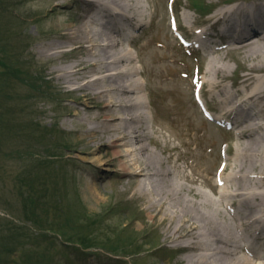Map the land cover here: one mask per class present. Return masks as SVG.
<instances>
[{
    "label": "rangeland",
    "instance_id": "1",
    "mask_svg": "<svg viewBox=\"0 0 264 264\" xmlns=\"http://www.w3.org/2000/svg\"><path fill=\"white\" fill-rule=\"evenodd\" d=\"M239 1L176 0V19L184 26L177 31L185 36L187 26L191 32L205 28L215 33L213 15ZM167 2L139 0L144 10L140 26L134 31L136 23L132 27L120 21L123 36L117 38L120 48L132 52L138 69L134 78L141 81L147 131L162 147L175 148L170 155L182 169L185 186L217 198L205 182L214 184L223 142L230 143L226 157L240 152L238 131L227 133L204 119L190 79L196 62L203 71L217 59L228 68L224 85L236 91L247 67L224 39L214 40L218 49L203 59L185 56L180 36L169 23ZM80 9L69 0H0V264H166L173 252L151 259L134 243L143 235L138 230L152 224L149 214L155 213L145 211L127 192L132 176L119 168V159L114 158L115 165L84 159L106 151L113 158L112 148L91 149L88 135L78 132L82 124L87 128L90 104L68 94L64 84L49 75L76 60L67 46L58 48L64 52L55 57L42 50L63 42L58 33L77 23ZM212 94L206 88L204 99L219 113ZM184 175L196 183L184 181ZM251 175L264 171L259 168Z\"/></svg>",
    "mask_w": 264,
    "mask_h": 264
},
{
    "label": "bare ground",
    "instance_id": "2",
    "mask_svg": "<svg viewBox=\"0 0 264 264\" xmlns=\"http://www.w3.org/2000/svg\"><path fill=\"white\" fill-rule=\"evenodd\" d=\"M69 1L81 8L77 23L58 33L63 42L43 48L42 53L55 57L64 52L58 48H70L67 52L75 62L54 68L49 75L64 84L68 94L90 104L87 128L82 124L78 129L88 135L87 146L112 148L113 158L106 151L84 159L97 165H115L119 159V168L132 176L127 192L145 211L155 213L149 214L152 224L148 230H138L143 235L134 243L151 259L173 252L166 264H264V175H251L259 168L264 171L260 162L264 161V124L257 123L264 122V0L221 8L211 19L223 24L218 35L228 40L230 51L243 57L247 67L236 91L224 85L228 68L217 59L208 63L204 74L203 87L213 93L223 115L232 114L241 129L240 152L228 158L217 198L185 186L182 169L170 155L175 148L162 147L146 129L141 81L134 78L138 69L132 64V52L120 48L117 38L123 36L120 21L132 25L142 19L139 0ZM90 23L102 29L93 31ZM96 109L100 111L94 113ZM183 178L196 183L189 176ZM205 183L213 190L210 180ZM242 243L249 244L253 256L242 254Z\"/></svg>",
    "mask_w": 264,
    "mask_h": 264
}]
</instances>
